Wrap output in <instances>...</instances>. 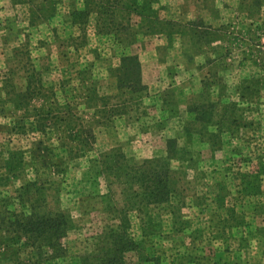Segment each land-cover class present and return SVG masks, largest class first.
Instances as JSON below:
<instances>
[{"label": "rangeland", "instance_id": "obj_1", "mask_svg": "<svg viewBox=\"0 0 264 264\" xmlns=\"http://www.w3.org/2000/svg\"><path fill=\"white\" fill-rule=\"evenodd\" d=\"M28 182L73 225L40 264L121 220L124 264H264V0H0V223Z\"/></svg>", "mask_w": 264, "mask_h": 264}, {"label": "trees", "instance_id": "obj_2", "mask_svg": "<svg viewBox=\"0 0 264 264\" xmlns=\"http://www.w3.org/2000/svg\"><path fill=\"white\" fill-rule=\"evenodd\" d=\"M254 1L256 4L259 0ZM88 15L87 11L75 13V17L87 18ZM133 63L135 68L132 66ZM128 69L130 71L136 69L139 72L136 57H122L119 71ZM129 88L134 89L132 86ZM139 88L143 86L140 84L134 90ZM193 111H197V108H193ZM85 134L92 143L95 142L91 130H85ZM79 139L77 142L86 146L87 143ZM172 142L168 141V149L173 146ZM139 182L143 187L146 200L151 204L156 205L167 200L169 192H167L166 183L162 181L159 173L152 169V166L149 181L147 182V178L143 176ZM31 186L28 182L14 191L19 210L5 211V219L0 223V243L2 244L0 258L11 264H40L65 259L67 256L65 240L73 228L72 222L61 212L49 211L43 199H33ZM135 248L136 242L126 224L121 220L116 230H109L103 252L85 255L71 261V264H124L125 254ZM22 254L26 256L23 257Z\"/></svg>", "mask_w": 264, "mask_h": 264}]
</instances>
